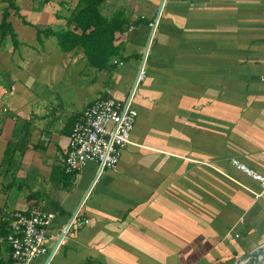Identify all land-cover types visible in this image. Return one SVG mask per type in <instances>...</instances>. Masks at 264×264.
<instances>
[{
  "label": "crops",
  "instance_id": "1",
  "mask_svg": "<svg viewBox=\"0 0 264 264\" xmlns=\"http://www.w3.org/2000/svg\"><path fill=\"white\" fill-rule=\"evenodd\" d=\"M77 2L9 10L17 42L0 46V167L10 142L16 152L0 173V225L7 233L20 211L56 213L48 254L32 264H45L79 207L49 264H236L264 244L260 186L232 164L264 175V0H107L102 15L120 14L124 31L105 69L52 34ZM131 95L132 144L90 190L97 165L65 171L75 119ZM11 259L0 229V264Z\"/></svg>",
  "mask_w": 264,
  "mask_h": 264
},
{
  "label": "built area",
  "instance_id": "2",
  "mask_svg": "<svg viewBox=\"0 0 264 264\" xmlns=\"http://www.w3.org/2000/svg\"><path fill=\"white\" fill-rule=\"evenodd\" d=\"M158 22L159 17L151 27L156 29ZM144 80L145 71L142 69L137 85ZM132 99L131 95L126 100L112 97L97 100L75 119L65 164L67 174L77 173L93 163L98 170L101 168L102 175L105 170L118 165L123 149L132 144L131 136L138 119ZM232 164L259 184L260 191L253 194L256 198H263L264 175L238 160H233ZM55 218L56 213L38 209L14 214L11 233L6 239L12 250L11 264H32L48 254L47 232Z\"/></svg>",
  "mask_w": 264,
  "mask_h": 264
},
{
  "label": "trees",
  "instance_id": "3",
  "mask_svg": "<svg viewBox=\"0 0 264 264\" xmlns=\"http://www.w3.org/2000/svg\"><path fill=\"white\" fill-rule=\"evenodd\" d=\"M3 1L7 3V7L0 23V46L4 44L8 37L11 38L14 44L17 42V34L8 21L10 16L9 10H15L17 15L20 16L17 0ZM106 1L78 0L70 17L66 19L67 30L52 33L59 38V44L63 51L81 47L89 66L96 69H105L109 64L112 55L116 52V47L114 46L115 34L124 31L120 23L122 22L120 14H116L111 19L102 15L100 8ZM23 22L27 23L24 19ZM49 33L50 31L47 30L45 32L38 31V37L42 35L48 37ZM15 152V146L10 142L5 150L0 167V173H3L4 176L10 172V168H14L13 158ZM11 223L7 233L6 230L8 229L7 225L9 223L5 221L0 225L2 237H5V239L11 233Z\"/></svg>",
  "mask_w": 264,
  "mask_h": 264
},
{
  "label": "water",
  "instance_id": "4",
  "mask_svg": "<svg viewBox=\"0 0 264 264\" xmlns=\"http://www.w3.org/2000/svg\"><path fill=\"white\" fill-rule=\"evenodd\" d=\"M155 29L153 28V31ZM142 71V69L140 70V72ZM136 85H137V79H136V82H135V88H136ZM135 88H133L135 90ZM101 173V168H99L98 172H97V177L96 179L94 180L90 190L92 189V187L95 185L96 183V180L99 179L100 177V174ZM103 175V173H102ZM101 175V176H102ZM89 190V192H90ZM88 192V193H89ZM87 193V195H88ZM80 211V207L77 211H75L73 213V216L71 217L70 221L68 222L65 230L63 231V233L60 235L59 237V240L57 242V246H55V248L51 251V253L49 254V256L47 257L46 261H45V264H49L57 247L60 245L61 241L63 240V238L65 237L66 233L68 232V230L70 229L75 217L78 215ZM236 264H264V244H262L261 246H259L256 250L252 251L251 253H248V254H245L244 256H242L238 262Z\"/></svg>",
  "mask_w": 264,
  "mask_h": 264
},
{
  "label": "rangeland",
  "instance_id": "5",
  "mask_svg": "<svg viewBox=\"0 0 264 264\" xmlns=\"http://www.w3.org/2000/svg\"><path fill=\"white\" fill-rule=\"evenodd\" d=\"M102 7H103V6H101V8H100L101 13H102V10H104V7H103V9H102ZM104 13H105V12H104ZM102 14H103V13H102ZM105 15H107V14L105 13ZM105 15H104V16H105ZM105 17H106V16H105ZM26 22H27V21H26ZM27 25L29 26V24H27ZM32 26H33V25H31V27H32ZM34 30H36V31H39V30H40V31H43V28H42V27L40 28V27H38V26H35V27H34ZM18 46H19V44H18ZM139 94H140V91H138V89H137V90L135 91V96H136V95H139ZM1 175H3V173H2ZM15 176H16L15 173L12 172V178H13L14 180H15ZM11 181H12V180H11ZM14 187H15V185H13L11 188H14Z\"/></svg>",
  "mask_w": 264,
  "mask_h": 264
}]
</instances>
